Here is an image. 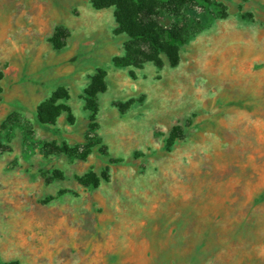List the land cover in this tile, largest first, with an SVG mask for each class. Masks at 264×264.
I'll return each instance as SVG.
<instances>
[{
    "label": "rangeland",
    "instance_id": "374dc122",
    "mask_svg": "<svg viewBox=\"0 0 264 264\" xmlns=\"http://www.w3.org/2000/svg\"><path fill=\"white\" fill-rule=\"evenodd\" d=\"M91 1L0 0V264H264V0H191L179 64L141 69Z\"/></svg>",
    "mask_w": 264,
    "mask_h": 264
},
{
    "label": "trees",
    "instance_id": "16d2710c",
    "mask_svg": "<svg viewBox=\"0 0 264 264\" xmlns=\"http://www.w3.org/2000/svg\"><path fill=\"white\" fill-rule=\"evenodd\" d=\"M91 3L96 10L114 7L117 24L114 34L125 35L127 38L124 56L112 60L115 67L141 69L145 64L152 63L160 68L163 56L171 68L179 64L185 33L183 10L191 4V0H92ZM67 36V31L59 26L50 41L53 48L63 49ZM129 74L134 77L133 72ZM105 78L106 73L98 69L84 91L91 123H94L97 114L95 99L106 92ZM68 98L63 88L56 89L49 99L37 107L38 122L54 126L61 114L67 113L70 116V110L64 104ZM174 140V136H171L169 143ZM3 151L6 149L0 144V152Z\"/></svg>",
    "mask_w": 264,
    "mask_h": 264
},
{
    "label": "bare ground",
    "instance_id": "6f19581e",
    "mask_svg": "<svg viewBox=\"0 0 264 264\" xmlns=\"http://www.w3.org/2000/svg\"><path fill=\"white\" fill-rule=\"evenodd\" d=\"M262 35H263L262 33H261V34H259V35H258V36H259V38H260V37H262ZM249 47H252V46H249Z\"/></svg>",
    "mask_w": 264,
    "mask_h": 264
},
{
    "label": "crops",
    "instance_id": "0c3cea01",
    "mask_svg": "<svg viewBox=\"0 0 264 264\" xmlns=\"http://www.w3.org/2000/svg\"><path fill=\"white\" fill-rule=\"evenodd\" d=\"M124 55H119V57H123Z\"/></svg>",
    "mask_w": 264,
    "mask_h": 264
}]
</instances>
